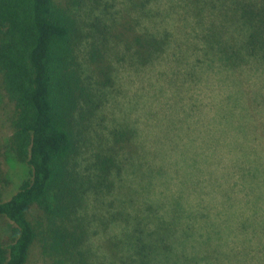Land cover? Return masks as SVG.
I'll list each match as a JSON object with an SVG mask.
<instances>
[{"label": "trees", "instance_id": "trees-1", "mask_svg": "<svg viewBox=\"0 0 264 264\" xmlns=\"http://www.w3.org/2000/svg\"><path fill=\"white\" fill-rule=\"evenodd\" d=\"M0 75V264H264V0H0Z\"/></svg>", "mask_w": 264, "mask_h": 264}, {"label": "rangeland", "instance_id": "rangeland-1", "mask_svg": "<svg viewBox=\"0 0 264 264\" xmlns=\"http://www.w3.org/2000/svg\"><path fill=\"white\" fill-rule=\"evenodd\" d=\"M1 79L2 77L0 75V185H4V194L7 198L10 194L15 192L23 179L29 176V166L25 161L17 159L13 154L10 153V151L6 147L8 137L11 134V129L7 121V116L9 115L11 104L9 103L5 92L2 89ZM203 93L205 94L206 92ZM218 93L220 94L221 91H218ZM218 96L219 95L217 93H209V97L206 100L211 103L212 106H214V100ZM201 132H199V129L198 131L196 130V134ZM185 137L189 138V133L186 134ZM163 156L164 159H167L164 154ZM167 168L168 175L166 176V179L169 181L168 184L175 188L178 182L176 178L173 177V171L169 165L167 166ZM164 190L170 191L169 189ZM97 231L98 232L91 234L89 242L94 250L97 248L98 243H103L102 235L99 233L100 230ZM96 260L100 262V259ZM29 264H44V262L40 259L37 253H35L31 256V262Z\"/></svg>", "mask_w": 264, "mask_h": 264}]
</instances>
